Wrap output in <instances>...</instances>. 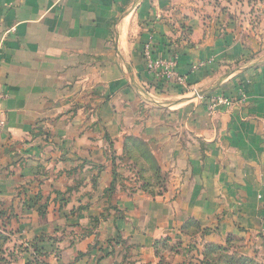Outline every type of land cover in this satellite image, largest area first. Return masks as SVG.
Returning <instances> with one entry per match:
<instances>
[{
	"label": "crops",
	"instance_id": "crops-1",
	"mask_svg": "<svg viewBox=\"0 0 264 264\" xmlns=\"http://www.w3.org/2000/svg\"><path fill=\"white\" fill-rule=\"evenodd\" d=\"M237 6L0 0V232L15 262L213 264L234 243L264 256V14L253 34ZM149 41L184 83L146 70ZM216 95L237 99L210 112Z\"/></svg>",
	"mask_w": 264,
	"mask_h": 264
},
{
	"label": "rangeland",
	"instance_id": "rangeland-1",
	"mask_svg": "<svg viewBox=\"0 0 264 264\" xmlns=\"http://www.w3.org/2000/svg\"><path fill=\"white\" fill-rule=\"evenodd\" d=\"M248 4V6L235 8L236 16L241 18L239 20L245 21L247 23L246 28L251 33H256V28L261 24L259 22V14H264V0H244ZM241 13L239 16V13ZM244 15V16H243ZM238 20V19H237ZM245 26L240 25V27ZM4 234L0 232V264H23L22 261H16V257L18 253L14 252V242H6L3 240ZM234 249H230L227 252H221L215 254L214 259L217 260L218 264H264V256L263 253L257 248H250L249 250L242 251L240 248L242 247L241 243H234L231 245ZM231 256V257H230ZM214 263V261H213ZM216 264V263H214Z\"/></svg>",
	"mask_w": 264,
	"mask_h": 264
},
{
	"label": "built area",
	"instance_id": "built-area-1",
	"mask_svg": "<svg viewBox=\"0 0 264 264\" xmlns=\"http://www.w3.org/2000/svg\"><path fill=\"white\" fill-rule=\"evenodd\" d=\"M142 57L145 62V68L148 72H150L157 81L163 82H174V83H184L186 76L180 74L177 70L178 58L177 56H173L171 58H162L155 55L152 51L151 42H146L142 49ZM204 62H197L195 65L191 67V70L200 68ZM4 94L0 93V101L4 98ZM239 97L241 100L245 99L244 93H240ZM237 98H232L225 95H216L214 96L207 106L210 112L215 111L221 107H229ZM2 126V122L0 121V127Z\"/></svg>",
	"mask_w": 264,
	"mask_h": 264
},
{
	"label": "trees",
	"instance_id": "trees-1",
	"mask_svg": "<svg viewBox=\"0 0 264 264\" xmlns=\"http://www.w3.org/2000/svg\"><path fill=\"white\" fill-rule=\"evenodd\" d=\"M226 251H227V248L217 247V248H211L209 253H213L215 255V254H218V253H221V252L224 253ZM204 256H205V258L208 256V255L206 256V252L204 253ZM213 261H214V263L218 264L216 259L213 258Z\"/></svg>",
	"mask_w": 264,
	"mask_h": 264
}]
</instances>
